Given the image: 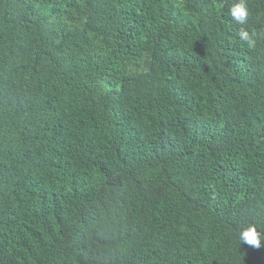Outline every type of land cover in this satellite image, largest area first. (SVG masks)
<instances>
[{
    "label": "trees",
    "instance_id": "16d2710c",
    "mask_svg": "<svg viewBox=\"0 0 264 264\" xmlns=\"http://www.w3.org/2000/svg\"><path fill=\"white\" fill-rule=\"evenodd\" d=\"M234 2L0 0V264H264V0L252 47Z\"/></svg>",
    "mask_w": 264,
    "mask_h": 264
},
{
    "label": "clouds",
    "instance_id": "9594fccd",
    "mask_svg": "<svg viewBox=\"0 0 264 264\" xmlns=\"http://www.w3.org/2000/svg\"><path fill=\"white\" fill-rule=\"evenodd\" d=\"M229 15L232 21L235 22V24L241 26L238 33L239 38L242 41H246L249 47L254 46L255 40L253 39V36L255 34L250 35V33L243 27V25L247 23V19L249 15L246 0H235V2L232 4V6L229 9ZM239 239L251 247H255V248L261 247V242L257 229L253 225H249L247 228H244L240 232Z\"/></svg>",
    "mask_w": 264,
    "mask_h": 264
}]
</instances>
